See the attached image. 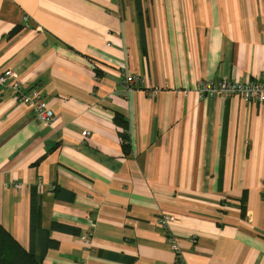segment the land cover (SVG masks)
Wrapping results in <instances>:
<instances>
[{
	"label": "crops",
	"instance_id": "1",
	"mask_svg": "<svg viewBox=\"0 0 264 264\" xmlns=\"http://www.w3.org/2000/svg\"><path fill=\"white\" fill-rule=\"evenodd\" d=\"M6 71L56 120L0 86V223L80 231L43 264H264V103L199 92L264 78V0H0Z\"/></svg>",
	"mask_w": 264,
	"mask_h": 264
},
{
	"label": "trees",
	"instance_id": "2",
	"mask_svg": "<svg viewBox=\"0 0 264 264\" xmlns=\"http://www.w3.org/2000/svg\"><path fill=\"white\" fill-rule=\"evenodd\" d=\"M144 35L142 29L141 36L144 38ZM122 137L125 141L128 140V135L124 131ZM54 232L80 236L79 229L56 222H53L48 229L43 228L41 198L36 187H32L30 248L25 249L0 223V264H43L48 252L59 248L60 243L52 239Z\"/></svg>",
	"mask_w": 264,
	"mask_h": 264
},
{
	"label": "built area",
	"instance_id": "3",
	"mask_svg": "<svg viewBox=\"0 0 264 264\" xmlns=\"http://www.w3.org/2000/svg\"><path fill=\"white\" fill-rule=\"evenodd\" d=\"M134 80L135 78L132 76L126 77L127 85L130 87V85L134 83ZM0 86L12 88L14 94L18 97L19 102L33 109L39 122L46 125H52L56 120L43 96L36 90L30 93H25L21 83L17 81L13 72L6 71L0 75ZM199 92L202 96L206 94H220L225 97L238 96L248 102L264 103V78L247 83L235 82L232 80L202 82L199 85ZM15 187L18 189L21 188L20 185H15ZM169 220L170 217L166 216L159 220V223L164 227Z\"/></svg>",
	"mask_w": 264,
	"mask_h": 264
}]
</instances>
